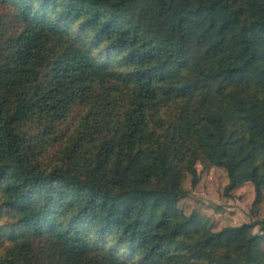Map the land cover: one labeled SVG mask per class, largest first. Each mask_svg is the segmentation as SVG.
Segmentation results:
<instances>
[{
	"label": "trees",
	"instance_id": "obj_1",
	"mask_svg": "<svg viewBox=\"0 0 264 264\" xmlns=\"http://www.w3.org/2000/svg\"><path fill=\"white\" fill-rule=\"evenodd\" d=\"M0 9V264H264L178 206L200 156L262 200L264 0Z\"/></svg>",
	"mask_w": 264,
	"mask_h": 264
},
{
	"label": "rangeland",
	"instance_id": "obj_2",
	"mask_svg": "<svg viewBox=\"0 0 264 264\" xmlns=\"http://www.w3.org/2000/svg\"><path fill=\"white\" fill-rule=\"evenodd\" d=\"M55 150L52 149L43 160H49ZM195 168V177L188 175L183 182L187 195L178 203L182 214L198 212L214 230L248 222L256 223L254 233L262 230L259 223L264 222V190L262 200L258 203H254L251 183H245L226 195L223 189L227 178L222 168L210 165L201 156Z\"/></svg>",
	"mask_w": 264,
	"mask_h": 264
}]
</instances>
